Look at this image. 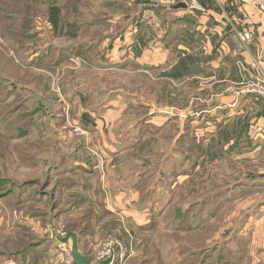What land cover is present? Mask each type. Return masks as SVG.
<instances>
[{"label": "crops", "instance_id": "1", "mask_svg": "<svg viewBox=\"0 0 264 264\" xmlns=\"http://www.w3.org/2000/svg\"><path fill=\"white\" fill-rule=\"evenodd\" d=\"M72 1L40 0L65 9L56 35L45 23L63 45L29 59L42 65L61 58L52 71L41 66L30 74L56 84L63 111L47 126L60 118L76 141L73 154L47 161L65 163L59 175L75 180L63 190V209H51L47 221L55 216L68 225L89 216L92 231L79 252L92 257L116 238L127 264H136L162 228L166 241L175 232L171 211L221 193L229 216L244 214L239 236L252 237L234 240L246 244L243 262L248 254L264 261V99L255 91L264 87V14L249 0H194L197 7L180 0L185 9L167 11L155 0H81L72 14ZM246 29L253 38L243 45L235 32ZM62 144L55 139L50 148ZM2 207L0 225L7 220ZM213 208L190 216L192 228L213 223ZM10 216L7 223L45 241L35 264H63L54 218ZM225 216L220 227L231 229ZM64 244L70 249V240Z\"/></svg>", "mask_w": 264, "mask_h": 264}, {"label": "rangeland", "instance_id": "2", "mask_svg": "<svg viewBox=\"0 0 264 264\" xmlns=\"http://www.w3.org/2000/svg\"><path fill=\"white\" fill-rule=\"evenodd\" d=\"M19 1L20 0L3 1L6 2L5 5L7 4L10 6L9 9H6L5 5H0V52H3L2 50L6 51L7 55L11 57L14 62L22 65L23 68V64L29 65L32 63V61L29 60L32 54L36 53L37 55H43L46 52L51 51V48H54L55 46H62L63 41L51 35V32L47 29L48 27L43 24L42 20L36 19L30 28V37L32 38L26 39L22 36L21 38L18 35V32L21 31L22 25V19H20L21 15L20 13H13V9H20L18 4ZM42 8L44 9V7ZM38 12L39 9H37V14ZM33 19L34 18H32V20ZM2 56L4 58L6 57L4 54H2ZM16 82L18 81L14 78H9L6 74H3L0 71V136L8 138L14 137L13 139H17L19 141L23 140L25 142L29 141V143L31 142L33 144L42 143L43 145H46V152H42L41 154L38 153L43 162L48 161L50 158H62L67 157L69 154H73L74 149H72V146L76 141L73 139L74 137L69 136L66 130H63L61 119L58 118L56 120V124H58V126H54L55 128L52 130L47 126L50 120V115L54 114L55 116L63 111V106L61 100L59 99L60 96L58 97L59 94L54 91L57 89L56 84H51L47 88L44 87L42 90L40 88L41 86L38 85H29L25 87L17 84ZM24 111L26 114H22ZM21 115H25L27 117L23 118ZM66 128H68L67 124ZM56 129L59 131H54ZM55 139L63 143L61 147L58 148L59 150L55 145H52L50 148L51 141L53 142ZM29 154L32 155V152ZM11 160L12 163H6L5 168L0 160V177H4L7 180L6 185H4L0 190V205H3L2 208L7 210L3 211V215L5 214L7 216L8 221L11 217L10 213L15 215L17 220L20 216L24 217L25 215H28L29 211H31L29 208L33 209V211L34 209H37L39 212H44L46 213V216L53 208L54 210L63 209V190L65 188H69L75 181L72 175H66L63 177H61L63 174L59 175L62 169L65 168V163L59 165L48 164L47 167L42 164H37L36 167H33L30 166V164L33 163V160L28 158L25 161L26 168H21L16 165L17 163L14 159ZM53 166L56 173L52 170ZM47 168L49 170H47ZM34 195H38V197H35ZM24 200L26 202H24ZM55 213H58V211ZM238 214L239 213L237 212L233 213V211L230 216L227 214L225 219L229 218L233 226L231 229H224L225 226L220 227L217 232L218 234L216 233L217 238H219L225 230L228 231L229 229H235L236 232H238V236L234 235V232L226 235V241L229 240L230 242V245L228 244L227 247L231 246V248L229 247L230 250H235L237 248V246L235 247L234 240H239L240 237H245L248 240L252 239L251 236H249L250 238H247V235L239 236V231L241 230L240 228L243 226L241 219L244 214ZM3 218L4 216L1 215V222ZM50 218L55 219L53 224L51 223V226L54 230V235H52V237L56 238V236L60 233L59 231H63L64 226L67 227L68 225H57L58 220L55 216ZM36 219H44V217ZM6 221L0 225V235H2L0 238V251L3 246V238H7L5 235H8L6 229H4L5 227L7 228V226L9 227L10 225V227H12L11 231L14 229L12 232L14 235L13 238H18V236H21L22 232L21 229H17L19 225L16 224V221L13 224L10 222L7 223ZM46 223H50L49 219ZM162 230L163 231L159 234L156 233L157 244H150L148 242V253L146 258L152 259L150 264H179L180 259L174 252V246L167 243L164 228H162ZM158 235L162 236L159 237ZM83 242L86 243L85 240ZM99 246L95 249V252ZM65 248L67 249L66 246ZM95 252L92 255L94 257ZM260 258H264V256H260ZM257 260V257L253 258L248 254V258L245 262H242V264H255L258 262ZM1 261L2 259L0 257V262Z\"/></svg>", "mask_w": 264, "mask_h": 264}, {"label": "trees", "instance_id": "3", "mask_svg": "<svg viewBox=\"0 0 264 264\" xmlns=\"http://www.w3.org/2000/svg\"><path fill=\"white\" fill-rule=\"evenodd\" d=\"M3 1L5 0H0V5H5L6 2ZM18 4L20 9H13V13H20L21 15V31L18 32L20 37L22 36L26 39L32 38L30 37V28L34 24L35 19L42 20L43 24H48L53 31V35H56V31L60 30L62 21L61 17L63 11L65 10L64 8L47 7L43 9L41 7L40 0H20ZM78 4L84 6V4L81 3V0H73L67 10H70V12L73 14L76 12ZM5 6L6 9L10 8V6L7 4ZM162 8L165 11L169 10L168 7ZM37 9H39L38 14ZM32 18L34 19L32 20ZM53 50H55V48H51V51ZM2 51L3 52H0V71L3 74H6L9 78H14L16 81H18L16 82L17 84L25 87L29 85H38L41 86L40 88L42 90L44 87L47 88L49 86V82H47V80L41 76L31 75L30 70L36 67L41 68L42 66L45 68L44 70L52 71L62 62L61 58L58 59V56H56L53 61H46L47 64L44 63L40 65L36 64V62H32L26 67L22 68V65L14 62L12 58L7 55L6 51ZM2 54H4L6 57L4 58ZM41 58L43 59V56ZM22 114H26L25 111ZM21 116L23 118L27 117L25 115ZM13 138L14 137L8 138L0 136V160L3 163L4 168L6 163H12L11 159L15 160L18 167L26 168L25 161L28 158L33 160V163L30 164V166L36 167L37 164H42L47 167V161L43 162L42 158L40 159L38 154L46 152V145H43L42 143L33 144L31 142L29 143V141H19ZM31 152L32 155L29 154ZM47 170L49 169L47 168ZM6 182L7 180L4 177H0V190L4 185H6ZM34 196L38 197V195ZM24 202L26 201L24 200ZM223 202L224 201L221 193H217L213 197L204 199V201L200 203L189 205L186 209L183 207H177L170 212L172 215V227L175 229V232L171 235H167L166 238L167 241L174 246V252L180 259L179 264H242L244 256L246 255V244L240 243L235 250H230L229 247H227L229 243L226 241V235L231 232H236L235 229H229L228 231L225 230L219 238H215V240H213L215 234L218 232L221 226L224 216L230 211L231 208V204H228L227 207L223 209ZM207 203H213L214 205ZM207 205H211L212 208L214 207L212 211H209L210 214L208 215V217L213 220V223H206L198 229L192 228V218L190 219L189 217L193 216L194 218H201L204 215V210L207 208ZM29 210L31 211H29L28 215L25 216H30L33 218L44 217V219L41 220L47 221L46 213L39 212L37 209H34L33 211V209L29 208ZM51 219L53 218H49V222H51ZM92 221H94L93 218L91 219V217L88 216L83 223H77L76 221L69 223L67 227H64L63 231L66 234L69 232L75 233L77 235L78 243L85 244L83 239L87 234H89L90 231H92ZM18 228L22 231L21 236H18V238H13V229V231H9L10 234L7 232L8 235H5L7 238H3V246L2 250L0 251L2 263L13 261L17 262V264H35L36 260L38 259L36 256L37 249L42 247L45 241L38 239L28 229H25L23 225H20L17 227V229ZM1 236L2 235H0V238ZM80 253L86 257L90 264H108L107 262L96 263L94 261V256L90 257L85 252ZM146 256L147 254L138 260L139 262L137 264H150L152 259L146 258ZM113 264H118V261L115 260ZM255 264H264V261H259Z\"/></svg>", "mask_w": 264, "mask_h": 264}, {"label": "built area", "instance_id": "4", "mask_svg": "<svg viewBox=\"0 0 264 264\" xmlns=\"http://www.w3.org/2000/svg\"><path fill=\"white\" fill-rule=\"evenodd\" d=\"M158 1L162 6H173L180 2V0H155ZM253 7L256 9L259 15L264 14V0H249ZM190 5L197 7V3L194 0H190ZM237 39L243 44L249 43L253 36L250 29L236 31L235 32ZM257 94L264 99V87L255 89ZM73 134L77 138L83 137V133L78 128H73ZM58 236L53 237V240L56 241V250L58 253L64 256V264H75L74 259L71 256L70 250L65 248V245L60 242V238L65 236V233L60 230ZM121 243L118 239H107L101 243L99 248L95 252V261L97 263L107 262L108 264H113L115 260L118 261V264H127V260L124 259V255L121 254Z\"/></svg>", "mask_w": 264, "mask_h": 264}, {"label": "water", "instance_id": "5", "mask_svg": "<svg viewBox=\"0 0 264 264\" xmlns=\"http://www.w3.org/2000/svg\"><path fill=\"white\" fill-rule=\"evenodd\" d=\"M185 8L186 5L183 2H179L173 6H168V9L170 10L185 9ZM69 240L71 242L70 253L75 261V264H90L89 261L86 259V257L82 255L78 250L77 235L73 232H69L65 234L64 237L60 238V242L62 243H66Z\"/></svg>", "mask_w": 264, "mask_h": 264}]
</instances>
